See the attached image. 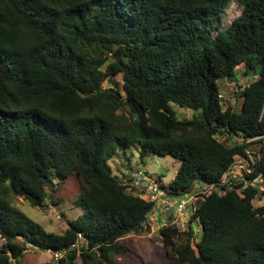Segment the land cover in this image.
Returning <instances> with one entry per match:
<instances>
[{
    "label": "trees",
    "instance_id": "trees-1",
    "mask_svg": "<svg viewBox=\"0 0 264 264\" xmlns=\"http://www.w3.org/2000/svg\"><path fill=\"white\" fill-rule=\"evenodd\" d=\"M233 1L0 0V264H21L28 247L66 253L44 264H114L156 205L113 173L131 147L180 161L162 185L173 198L220 185L249 150L252 173L203 195L186 227L168 216L160 239L169 264H264V204L253 203L264 195V0H236L242 12L222 29ZM239 73L237 110L219 81ZM73 173L83 212L63 233L13 203L45 209Z\"/></svg>",
    "mask_w": 264,
    "mask_h": 264
},
{
    "label": "rangeland",
    "instance_id": "rangeland-1",
    "mask_svg": "<svg viewBox=\"0 0 264 264\" xmlns=\"http://www.w3.org/2000/svg\"><path fill=\"white\" fill-rule=\"evenodd\" d=\"M241 12L242 7L234 0L226 9L223 17L222 29L227 28L231 21L240 15ZM237 77L238 78L232 80L221 79L219 84L221 85V91L225 99L227 101H232L236 109L240 110L242 98H240L241 100L239 101L238 96L242 87L245 86L247 78L240 73ZM173 108L179 118H190L193 115L192 110L180 107L179 105H173ZM109 162L112 165L113 173L130 186L128 189L129 191L140 193L143 197L147 196L149 198V185L157 181V185L161 188L162 185L168 186L174 179L180 166V161L171 155L161 156L149 153L141 160L140 152L137 147H131L126 151H120L119 154ZM258 183L262 185V180H259ZM137 187L140 189H137ZM141 188L145 189V193L142 192ZM81 192L82 186L80 179L76 173H73L65 182L57 184L53 191L51 189L49 193L50 198H48V207L45 209L34 207L23 197L12 200L26 215L43 225L48 231L63 233L68 227V220H72L78 216L79 213L83 212V209L76 205V200ZM181 198L182 197L173 198L174 203H177ZM163 200H167V198ZM193 203L194 201L192 200L186 207L184 214L185 221L181 223V226L184 225L182 227H185L187 222L190 221V217L193 213L191 209ZM253 203L255 206L264 204V195H262V191H259ZM175 214L176 211L161 214L164 215L161 218V215H155L154 219L150 220V230L148 229V231L142 234H129L120 238L119 245L125 247L127 251L124 254L116 255L114 257V264H169L167 248L160 239V228L171 221L172 223H176L174 222L176 219ZM168 216H173L174 218L171 221L165 220ZM193 228L198 232V223L193 224ZM4 243L5 240L0 235V248ZM82 245L83 241L80 242L79 246L81 247ZM54 262L57 261L50 251L28 247L21 264H44ZM77 263L79 264L80 261H77Z\"/></svg>",
    "mask_w": 264,
    "mask_h": 264
},
{
    "label": "built area",
    "instance_id": "built-area-1",
    "mask_svg": "<svg viewBox=\"0 0 264 264\" xmlns=\"http://www.w3.org/2000/svg\"><path fill=\"white\" fill-rule=\"evenodd\" d=\"M219 96L220 98H222L224 97V94L221 93ZM262 138L264 139V136ZM255 164H256V160L253 154L249 150H246L245 154L242 156H238L235 162L226 171V173L224 174L221 180L220 185L214 183L212 184L206 183L199 185L198 190L183 196L177 203H174L173 197L167 196L166 192L160 186L157 185L158 184L157 181L153 184L151 183L149 185L150 189L148 195L150 196L151 200L156 203V205H155V209L152 211L151 215L149 216L148 223L150 222V220L154 219L155 215L167 214L176 211L175 214L176 219L174 222H176V224L179 227L184 228L182 227L184 225L181 226V223L185 221L184 214L188 203H191L192 200L194 201L191 208L192 212H194L198 206V202L204 199L203 195H209L212 194L213 192H218L219 194L224 195L228 191L233 190L235 188V181L241 178H245L247 175L252 173ZM259 180H262V178L259 177L258 179L255 180V182L258 183ZM225 184L226 186L224 187L223 185ZM246 184H248V180H246ZM164 198H167V200H163ZM147 225L149 224H146L145 226ZM82 241L84 245L85 238L81 233H79V239L72 246L80 247L79 244ZM50 252L53 253V256L55 257L56 261L62 259L66 255L64 251H50Z\"/></svg>",
    "mask_w": 264,
    "mask_h": 264
},
{
    "label": "crops",
    "instance_id": "crops-1",
    "mask_svg": "<svg viewBox=\"0 0 264 264\" xmlns=\"http://www.w3.org/2000/svg\"><path fill=\"white\" fill-rule=\"evenodd\" d=\"M160 215H161V214H160ZM163 216H164V215H161L160 218L163 217Z\"/></svg>",
    "mask_w": 264,
    "mask_h": 264
},
{
    "label": "water",
    "instance_id": "water-1",
    "mask_svg": "<svg viewBox=\"0 0 264 264\" xmlns=\"http://www.w3.org/2000/svg\"><path fill=\"white\" fill-rule=\"evenodd\" d=\"M48 198H50V195H48Z\"/></svg>",
    "mask_w": 264,
    "mask_h": 264
}]
</instances>
